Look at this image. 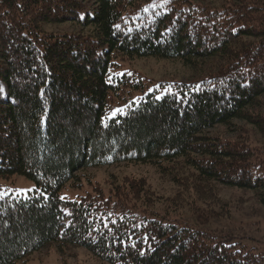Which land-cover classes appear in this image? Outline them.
Listing matches in <instances>:
<instances>
[{
    "label": "trees",
    "instance_id": "obj_1",
    "mask_svg": "<svg viewBox=\"0 0 264 264\" xmlns=\"http://www.w3.org/2000/svg\"><path fill=\"white\" fill-rule=\"evenodd\" d=\"M64 23L90 30L44 29ZM150 57L220 65L151 88L116 74ZM263 98L264 0H0V180L36 184L0 195V264L53 246L109 264H264V217L220 213L215 193V184L253 191L264 207V114L254 111ZM235 120L261 142L244 126L203 134ZM124 163L154 166L177 192L162 198L125 176L108 195L97 186L61 197L81 171Z\"/></svg>",
    "mask_w": 264,
    "mask_h": 264
},
{
    "label": "rangeland",
    "instance_id": "obj_2",
    "mask_svg": "<svg viewBox=\"0 0 264 264\" xmlns=\"http://www.w3.org/2000/svg\"><path fill=\"white\" fill-rule=\"evenodd\" d=\"M194 2H199L202 4H207L212 7L222 6L226 0H193ZM47 31L53 32H89V28H83L78 24L74 23H64L58 25H46L44 27ZM219 62L215 59H206L197 61L194 65H185L178 60H168V59H155L153 57L138 59L132 62H125L121 64V67L116 71V74L123 75L134 74L141 77L148 83V87H152L160 82L169 83L171 81H200L205 77L210 76L215 72L219 66ZM147 87V88H148ZM4 92L7 93V89L4 88ZM264 114V98L263 105L261 108L254 110ZM115 112V106L110 111V116ZM235 126L226 129L222 125L215 126L212 129L204 132V136L213 137L219 135L222 137L232 136L233 129L238 126H244L249 132H251L250 137L253 145H256L260 141V136L258 135L256 129L253 125L245 123L242 120H235ZM202 134V135H203ZM80 180L76 183H68L60 191L61 197L70 200H80L87 193H94L95 187H101L104 192L108 195L111 188L113 187L112 182L114 177L121 180L125 176L145 178L152 188L162 197L169 198L174 196L178 188L168 181L167 179H162V176L157 172V169L150 164H119L112 166L103 167H91L80 172ZM217 185V186H216ZM36 188V184L33 180L29 179L23 175H15L8 180H0V195H21L25 196L30 191ZM215 193L219 195L220 206L216 209L220 213L225 215L231 213L232 217L237 220L238 215L235 211H238L241 215L246 218L252 217L256 218L264 217V207H262L256 197V193L253 191L243 190L240 188H229L222 186L221 184H215ZM216 198V197H214ZM217 199V198H216ZM223 204V207L222 205ZM222 207V208H221ZM224 208V209H223ZM186 209V208H185ZM187 212V213H186ZM185 214L188 215V210L186 209ZM213 219V222L215 223ZM225 220H218L215 224L223 225ZM255 230V228H252ZM255 236V234L249 233ZM248 241V240H247ZM249 242V241H248ZM257 244L255 242H252ZM264 246V243L261 244ZM16 264H109L95 258L86 248L79 246H69L64 252H60L56 246L45 248L40 251H36L18 261Z\"/></svg>",
    "mask_w": 264,
    "mask_h": 264
}]
</instances>
